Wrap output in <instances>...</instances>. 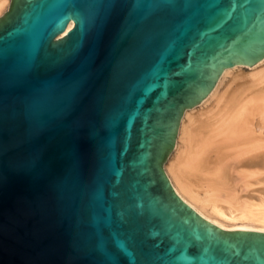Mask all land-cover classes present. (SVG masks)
Wrapping results in <instances>:
<instances>
[{
	"label": "water",
	"instance_id": "water-1",
	"mask_svg": "<svg viewBox=\"0 0 264 264\" xmlns=\"http://www.w3.org/2000/svg\"><path fill=\"white\" fill-rule=\"evenodd\" d=\"M264 57V0H12L0 19V264H264L162 163L182 111Z\"/></svg>",
	"mask_w": 264,
	"mask_h": 264
},
{
	"label": "bare ground",
	"instance_id": "bare-ground-1",
	"mask_svg": "<svg viewBox=\"0 0 264 264\" xmlns=\"http://www.w3.org/2000/svg\"><path fill=\"white\" fill-rule=\"evenodd\" d=\"M263 61L221 71L198 105L210 103L183 112L163 166L178 198L222 230L264 232Z\"/></svg>",
	"mask_w": 264,
	"mask_h": 264
},
{
	"label": "rangeland",
	"instance_id": "rangeland-1",
	"mask_svg": "<svg viewBox=\"0 0 264 264\" xmlns=\"http://www.w3.org/2000/svg\"><path fill=\"white\" fill-rule=\"evenodd\" d=\"M11 1L12 0H9V2H8V5H7V7H6V9L0 14V19H3L4 18V16H5V14L9 11V9H10V6H11ZM264 58V57H263ZM262 58V59H263ZM262 59H260V60H262ZM261 65V67H264V61L260 64ZM243 68H242V70L243 71H245V72H247L248 71V69L250 68L249 66L247 67V66H242ZM250 70V69H249ZM224 84H222L219 88L221 89V90H223V86ZM222 87V88H221ZM219 89V93H220V90ZM201 102H199L198 104H200ZM210 102H207V104H205V105H208ZM198 104H196V105H194V106H192V107H190V108H194L193 109V111H195V110H197V109H199L200 107H204L203 105L202 106H199ZM190 108H186V109H184L183 111H182V114H181V116H180V118H179V122H178V124L180 123V121H181V118L183 117V112L184 111H186V110H188V109H190ZM176 135H177V130H176ZM175 138H176V136H175ZM175 138H174V144H175ZM173 149H174V145H173V147H172V149H171V151H170V153L166 156V159H165V161L162 163V170H163V166L165 165V163L167 162V160L169 159V157L172 155V153H173Z\"/></svg>",
	"mask_w": 264,
	"mask_h": 264
}]
</instances>
